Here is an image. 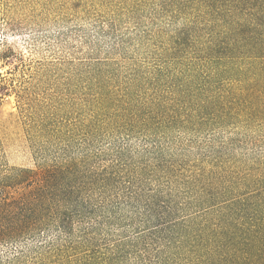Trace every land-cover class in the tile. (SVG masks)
<instances>
[{
  "label": "trees",
  "instance_id": "obj_1",
  "mask_svg": "<svg viewBox=\"0 0 264 264\" xmlns=\"http://www.w3.org/2000/svg\"><path fill=\"white\" fill-rule=\"evenodd\" d=\"M173 4L188 19L166 49L189 76L174 99L182 105L126 126L264 132V0ZM20 115L37 167H9L0 149V264H264V156L237 172L202 169L176 194L170 180L155 187L170 167L152 152L108 151L96 122H86L85 154L57 157L49 145L71 141L65 125L34 107ZM144 137L156 146L160 135Z\"/></svg>",
  "mask_w": 264,
  "mask_h": 264
},
{
  "label": "rangeland",
  "instance_id": "obj_2",
  "mask_svg": "<svg viewBox=\"0 0 264 264\" xmlns=\"http://www.w3.org/2000/svg\"><path fill=\"white\" fill-rule=\"evenodd\" d=\"M174 12L173 0H0L3 162L36 169L20 115V108L33 107L65 125L70 137V142L52 141L51 154H85V125L93 121L108 151L128 149L139 160H147L152 152L158 163L170 167V176L154 174L156 183L147 173L142 178L155 187L170 180L176 194L184 193V182L202 169L224 164L219 170L237 172L249 160L264 156V132L211 134L205 128L167 123L133 133L132 126H126L141 112L146 113L142 118L160 112L157 105H182L174 99L178 85L189 76L181 74V66L169 65L166 49L188 19ZM148 134L160 135L156 146L146 141ZM226 143L229 147L218 157Z\"/></svg>",
  "mask_w": 264,
  "mask_h": 264
}]
</instances>
